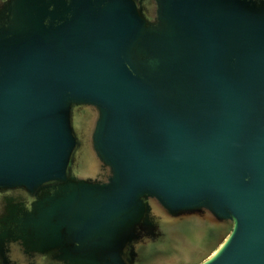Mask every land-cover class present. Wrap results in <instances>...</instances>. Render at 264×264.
<instances>
[{"label": "water", "instance_id": "obj_1", "mask_svg": "<svg viewBox=\"0 0 264 264\" xmlns=\"http://www.w3.org/2000/svg\"><path fill=\"white\" fill-rule=\"evenodd\" d=\"M155 1L152 21L136 0L0 9V190L57 188L25 235L70 264H134L149 197L231 222L184 264H264V3ZM80 104L104 180L72 173Z\"/></svg>", "mask_w": 264, "mask_h": 264}, {"label": "trees", "instance_id": "obj_2", "mask_svg": "<svg viewBox=\"0 0 264 264\" xmlns=\"http://www.w3.org/2000/svg\"><path fill=\"white\" fill-rule=\"evenodd\" d=\"M161 210L156 236L133 243L134 264H164L160 260L168 258L175 259L173 264L199 263L231 230L230 221H219L207 210L176 217Z\"/></svg>", "mask_w": 264, "mask_h": 264}, {"label": "flooded vegetation", "instance_id": "obj_3", "mask_svg": "<svg viewBox=\"0 0 264 264\" xmlns=\"http://www.w3.org/2000/svg\"><path fill=\"white\" fill-rule=\"evenodd\" d=\"M4 1V0H3ZM7 1V0H5ZM138 7L142 14H146L144 7L149 6L153 7L154 12L156 13L158 4L155 0H136ZM256 4L260 5L264 3V0H253ZM153 11H150L151 14ZM74 166V161L72 162V167ZM99 166H101L99 164ZM104 172L100 171L93 177H85L83 179H92V180H104ZM76 177L81 178L76 175ZM105 178V177H104ZM15 193L7 194L6 192L11 191ZM43 191V190H42ZM34 190L32 192L27 191L21 187H15L10 189H1L0 190V221L11 222L12 227H15V231L12 237H9V240L6 244L0 245V264H70L62 260L58 251L39 249L36 244L33 242L31 237L25 235L27 230L24 227L25 221L30 217L36 214V210L39 204L42 201L47 199V191ZM44 193V196L41 194ZM147 201V200H146ZM149 208L145 211V216L150 218L154 224V228L150 233H147L146 230H141L138 239H147L156 236L157 230V221L156 217L161 215V207L155 210L154 205L147 201ZM17 204V214L16 217H10L9 205ZM25 209V214L19 212V205ZM6 213L3 218L2 215ZM154 217V218H153ZM35 239V238H34ZM4 246V247H3Z\"/></svg>", "mask_w": 264, "mask_h": 264}, {"label": "rangeland", "instance_id": "obj_4", "mask_svg": "<svg viewBox=\"0 0 264 264\" xmlns=\"http://www.w3.org/2000/svg\"><path fill=\"white\" fill-rule=\"evenodd\" d=\"M8 1V0H7ZM7 1L0 0V9L4 8L6 4L8 3ZM144 10L146 12L145 16L146 18L150 21H152L155 17V12L153 7L149 4V6L144 7ZM150 11H153L151 14ZM99 117V113L96 107L92 105H87V104H80V105H74L72 108V114H71V120H72V128L75 133V136L77 137L78 140V146L74 152V166L72 167V173L73 175H77L81 178L85 177H93L97 173H100V171H105L104 172V177H106L109 173L108 170L105 168L99 166V163L96 159L95 151L93 149V132L94 128L96 125V121ZM103 177V179H105ZM57 188L54 187H47V197L49 195H53L54 191ZM43 192V191H42ZM7 194H14L15 191L13 192L8 191L6 192ZM41 196H44V193L41 194ZM151 204L154 205L155 210L159 209L158 208V203L155 200L154 197H149L147 199ZM20 209L19 212L23 215L26 210L22 207V205H19ZM9 210H10V217H16L15 215L17 214V204L9 205ZM29 211V210H28ZM2 215L4 218L6 215ZM146 220L148 221L147 224H143L141 227H139V234L141 230H146L147 233H150L151 230L154 228V224L150 218L145 216ZM154 218V217H153ZM11 222H3L0 221V245L6 244L7 241L9 240L8 234L10 233V229L12 231H15V227L13 228L12 225L10 224ZM9 231V232H8ZM4 247V246H3ZM1 248V247H0ZM219 249L215 250L214 254L218 251ZM160 262H163L164 264H173L175 262L174 258H168V259H162Z\"/></svg>", "mask_w": 264, "mask_h": 264}, {"label": "bare ground", "instance_id": "obj_5", "mask_svg": "<svg viewBox=\"0 0 264 264\" xmlns=\"http://www.w3.org/2000/svg\"><path fill=\"white\" fill-rule=\"evenodd\" d=\"M222 244H223V243H221V245H220V246H222ZM220 246H219L217 249H219V248H220ZM217 249H215V250H217ZM215 250L213 251V254H214Z\"/></svg>", "mask_w": 264, "mask_h": 264}]
</instances>
